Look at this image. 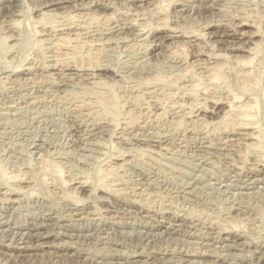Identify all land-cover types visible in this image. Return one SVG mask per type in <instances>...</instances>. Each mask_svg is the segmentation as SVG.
<instances>
[{
    "label": "rangeland",
    "instance_id": "1",
    "mask_svg": "<svg viewBox=\"0 0 264 264\" xmlns=\"http://www.w3.org/2000/svg\"><path fill=\"white\" fill-rule=\"evenodd\" d=\"M161 1L0 0V264H264V0Z\"/></svg>",
    "mask_w": 264,
    "mask_h": 264
},
{
    "label": "bare ground",
    "instance_id": "2",
    "mask_svg": "<svg viewBox=\"0 0 264 264\" xmlns=\"http://www.w3.org/2000/svg\"><path fill=\"white\" fill-rule=\"evenodd\" d=\"M160 1H161V0H160ZM49 3H51V2H49ZM161 3H162V1H161ZM41 5H42V4H41ZM77 8H78V7H77ZM81 8H82V7H81ZM41 12H42V10H41ZM44 12H46V11H44ZM51 12H52V11H51ZM77 13H78V12H77ZM79 13H80V12H79ZM50 14H51V13H50ZM82 14H84V13H82ZM41 15H42V14H41ZM48 15H49V13H48ZM86 15H87V14H86ZM70 16H71V15H70ZM77 16H78V15H77ZM92 16H93V15H92ZM110 16H111V14H110ZM72 17H73V16H72ZM72 17H71V19H72ZM85 17H86V16H85ZM95 17H96V16H95ZM107 17H108V16H107ZM87 18H88V17H87ZM93 18H94V16H93ZM76 19H77V18H76ZM85 19H86V18H85ZM112 20H113V19H112ZM77 21H78V20H77ZM81 21H82V20H81ZM70 22H71V21H70ZM88 22H89V21H88ZM57 24H59V23H57ZM85 24H87V23H85ZM77 25H78V24H77ZM71 26H72V25H71ZM80 26H81V25H80ZM84 26H85V25H84ZM52 27H53V26H52ZM61 27H62V26H61ZM63 27H65V26H63ZM63 27H62V28H63ZM69 27H70V26H69ZM66 28H67V27H66ZM83 28H84V27H83ZM88 28H89V27H88ZM173 28H174V27H173ZM173 28H172V29H173ZM56 29H57V28H56ZM59 29H60V27H59ZM69 29H70V28H69ZM77 29H78V28H77ZM89 29H90V28H89ZM170 29H171V27H170ZM177 29H178V28H177ZM52 30H53V29H52ZM39 31H40V30H39ZM67 31H68V30H67ZM67 31H66V32H67ZM73 31H74V30H73ZM80 31H81V30H80ZM254 31H255V30H254ZM50 32H51V31H50ZM63 32H64V31H63ZM76 32H77V31H76ZM259 32H260V31H259ZM48 33H49V32H48ZM261 33H262V32H261ZM49 34H50V33H49ZM54 34H55V33H54ZM88 34H89V33H88ZM183 34H185V33H183ZM258 34H259V33H258ZM262 34H263V33H262ZM60 35H61V34H60ZM60 35H59V37H60ZM254 35H255V34H254ZM62 36H63V35H62ZM194 36H195V35H194ZM197 36H198V34H197ZM52 37H53V36H52ZM64 37H65V36H64ZM64 37H63V38H64ZM66 37L68 38V36H66ZM73 37H74V36H73ZM76 37H78V36L76 35ZM124 37H125V36H124ZM176 37H177V36H176ZM63 38L61 39V41H62L61 43L58 42L57 47H59V46H61L62 44L66 43L67 40L69 39V38H68V39H67V38H64V40H63ZM70 38H71V36H70ZM125 38H126V37H125ZM172 38H173V37H172ZM66 39H67V40H66ZM75 39H76V38H75ZM110 39H111V38H110ZM72 40H73V39H72ZM185 40H186V39H185ZM262 40H263V38H262ZM52 42H53V41H52ZM54 42H55V41H54ZM55 43H56V42H55ZM68 43H69V42H68ZM68 43H66V44L68 45ZM73 43H74V42H73ZM77 43H78V42H77ZM81 43H82V42H81ZM70 44H71V43H70ZM75 44H76V43H75ZM83 44H84V42H83ZM85 44H86V43H85ZM53 45H54V44H53ZM72 45H74V44H72ZM76 45H78V44H76ZM103 45H104V44H103ZM78 46H79V45H78ZM52 47H53V46H52ZM55 47H56V46H55ZM68 47H69V46H68ZM76 47H77V46H76ZM175 47H176V46H175ZM181 47H183V46L181 45ZM64 48H65V46H64ZM72 48H73V46H72ZM77 48H79V47H77ZM87 48H89V47L87 46ZM95 48H96V47H95ZM179 48H180V46H179ZM179 48H178V49H179ZM183 48H184V47H183ZM181 49H182V48H181ZM57 50H58V49H57ZM72 50H73V49H72ZM59 51H60V50H59ZM171 51H172V50H171ZM67 52H69V50H68ZM74 52H75V51H74ZM88 52H89V50H88ZM173 52H174V51H173ZM89 53H90V52H89ZM51 54H52V53H51ZM65 54H66V50H65V53H64L63 55H65ZM87 54H88V53H87ZM172 54L174 55V53H172ZM53 55H54V54H53ZM57 55H58V54H57ZM67 55H68V54H67ZM65 57H66V56H64V57H62V58H65ZM58 61L60 62V60H58ZM198 61H199V60H198ZM55 62H57V61H55ZM246 62H247V60H246ZM204 63H205V62H204ZM207 63H208V62H207ZM210 63H211V62H210ZM55 65H56V64H55ZM200 65H201V64H200ZM215 65H216V63H215ZM61 66H62V65H61ZM204 66H205V65H204ZM207 66H208V65H207ZM209 66H210V65H209ZM211 66H213V65H211ZM219 66H220V65H219ZM202 67H203V65H202ZM72 68H73V67H72ZM200 68H201V67H200ZM210 68H211V67H210ZM213 68H215V67H213ZM217 68H218V67H217ZM217 68H216V71L218 72ZM186 69H188V68H186ZM206 69H207V68H206ZM66 70H67V69H66ZM209 70H210V69H209ZM212 70H214V69H212ZM212 70L210 71V73H211V75H213V77H214L213 79L215 80V78H217V76H218L219 73L212 74V73H214ZM186 71H187V70H186ZM202 71H203V69H202ZM216 71H215V72H216ZM60 72H61V71H60ZM246 72H247V71H246ZM248 72H249V71H248ZM77 73H78V72H77ZM80 74H81V73H80ZM206 74H207V73H206ZM206 74H205V75H206ZM245 74H246V73H245ZM205 75H204V76H205ZM219 75H220V74H219ZM84 76H85V75H84ZM84 76H83V77H84ZM95 76H96V75H95ZM202 76H203V75H202ZM210 77H211V76H210ZM193 78H194V77H193ZM196 78H198V77H196ZM218 78H220V77L218 76ZM194 79H195V78H194ZM197 80H198V79H197ZM202 80H203V79H201L199 82H197V85H196L197 87H198V84L201 83ZM210 80L212 81V79H210ZM194 81H195V80H194ZM204 81H205V80H204ZM207 82H208V81H207ZM202 83H203V82H202ZM202 83H201V84H202ZM191 84H192V83H191ZM170 85H172V84H170ZM174 85H175V84H174ZM199 85H200V84H199ZM243 85H244V83H243ZM187 86H188V85H187ZM189 86H192V85H189ZM193 86H194V85H193ZM172 87H173V86H172ZM174 87H175V86H174ZM178 88H179V87H178ZM184 88H185V87H184ZM195 88H196V87H195ZM195 88H194V89H195ZM244 88H246V87H244ZM244 88H242V89L244 90ZM247 88H248V87H247ZM189 89H192V88H189ZM196 89H197V88H196ZM196 89H195V90H196ZM187 90H188V89H187ZM246 90H248V89H246ZM188 91H189V90H188ZM192 91H194V90L192 89ZM192 91H191V92H192ZM230 91H231V90H230ZM249 91H250V90H249ZM263 91H264V90H263ZM189 92H190V91H189ZM191 92H190V94H192ZM232 93H233V92H232ZM228 94H229V93H228ZM244 94H245V93H244ZM251 94H252V93H251ZM263 94H264V92H263ZM263 94H262V95H263ZM229 95H231V94H229ZM234 95H235V94H234ZM237 95H238V94H237ZM237 95H235V96H233V98H232V97H231V98H232V99H235V98L237 97ZM241 95H242V93H241ZM247 95H248V94H247ZM132 96H133V95H132ZM137 96H138V95H137ZM137 96H136V97H137ZM252 96H253V95H252ZM254 96H255V95H254ZM254 96H253V97H254ZM260 96H261V95H260ZM227 97H228V96H227ZM240 97H241V96H240ZM250 97H251V95H250ZM256 97H257V96H256ZM261 97H262V96H261ZM263 97H264V96H263ZM263 97H262V98H263ZM134 98H135V97H134ZM254 98H255V97H254ZM254 98H253V99H254ZM262 98H261V99H262ZM218 99H219V98H218ZM226 99H227V98H226ZM232 99H231V100H232ZM238 99H239V95H238V98H236V101H238ZM255 99H256V98H255ZM263 99H264V98H263ZM227 100H228V99H227ZM251 100H252V99H251ZM214 101H215V100H214ZM216 101H217V99H216ZM247 101H248V100H247ZM253 101H254V100H253ZM217 102H219V101H217ZM228 102H229V101H228ZM234 102H235V101H234ZM242 102H243V101H242ZM250 102H251V101H250ZM263 102H264V101H263ZM253 103H254L255 105H254ZM234 104H235V103L230 102L227 106H229V108H233V110H234V107H233ZM242 104H246V103H242ZM247 104H248V103H247ZM256 104H257V102L255 101V102H252V104L249 103L248 105H250V106H253V105L256 106ZM236 105H238V102H237ZM80 106H81V105H80ZM257 106H258V105H257ZM243 107L246 108V106H243ZM227 108H228V107H227ZM239 108H240V107H239ZM244 108H241L242 110L239 109L240 111H242V113L240 112L241 115H240L239 118H242V115H245V116H247V118H248L249 115L243 114V112L245 113V111L243 110ZM235 109H236V108H235ZM246 109H247V108H246ZM249 109H250V108H249ZM231 110H232V109H231ZM237 111H238V110H237ZM225 112H227V111L225 110ZM234 112H235V111H234ZM246 112L249 113L248 111H246ZM236 113L238 114V112H236ZM228 114H229V113H228ZM226 115H227V113H226ZM245 116H244V117H245ZM249 119H251V118H249ZM244 120H245V119H244ZM245 121H246V120H245ZM245 121L242 120V122H245ZM247 121H248V120H247ZM247 121H246V123H248ZM239 122H240V121H238V124H239ZM249 122H251V121L249 120ZM240 123H241V122H240ZM246 123H244V124H246ZM251 123H252V122H251ZM236 124H237V121H236ZM238 124H237V125H238ZM252 124H253V123H252ZM241 126H244V125H240V127H241ZM247 126H249V125L247 124ZM240 127H239V128H240ZM251 129H252V128H251ZM253 129H254V128H253ZM253 129H252V130H253ZM249 132H250V131H249ZM258 132H259V131H258ZM244 133H245V131H244ZM257 134H259V133H256V134H255V132H254V136H253V137H255ZM245 135H246V134H245ZM250 135H251V134H250ZM258 136H259V135H258ZM258 136H257V137H258ZM249 137H252V135L249 136ZM255 138H256V137H255ZM243 140H244V139H243ZM249 140H250V139H249ZM227 142H228V141H227ZM232 143H233V142H232ZM243 143H244V142H243ZM246 144H247V143H246ZM246 144H245V145H246ZM247 145H249V144H247ZM113 165H114V164H113ZM109 166H110V165H109ZM108 169H109V168H108ZM110 169H111V168H110ZM15 177H16V176H15ZM8 179H9V178H8ZM79 182H80V181H79ZM82 182H84V181H82ZM79 184H80V183H79ZM83 184H84V183H83ZM109 186H110V185H109ZM115 186H116V185H115ZM78 199H79V198H78ZM76 200H77V199H76ZM40 222H41V221H40ZM1 223H2V222H1ZM47 224H48V223H47ZM41 235H42V234H41ZM41 235H40V236H41ZM229 238H230V237H229ZM227 240H228V239H227ZM229 246H230V245H229ZM224 247H225V246H224ZM226 247H227V245H226ZM188 253H189V252H188ZM200 255H201V254H200Z\"/></svg>",
    "mask_w": 264,
    "mask_h": 264
}]
</instances>
